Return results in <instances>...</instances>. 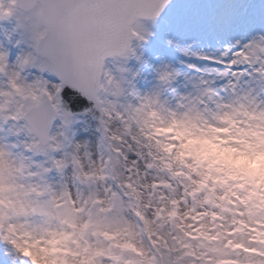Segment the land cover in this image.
I'll return each mask as SVG.
<instances>
[{
	"label": "snow or ice",
	"instance_id": "6c2138e0",
	"mask_svg": "<svg viewBox=\"0 0 264 264\" xmlns=\"http://www.w3.org/2000/svg\"><path fill=\"white\" fill-rule=\"evenodd\" d=\"M0 264H264V0H0Z\"/></svg>",
	"mask_w": 264,
	"mask_h": 264
},
{
	"label": "rangeland",
	"instance_id": "374dc122",
	"mask_svg": "<svg viewBox=\"0 0 264 264\" xmlns=\"http://www.w3.org/2000/svg\"><path fill=\"white\" fill-rule=\"evenodd\" d=\"M106 66L109 67V68H112L113 67V61H112V59L107 62Z\"/></svg>",
	"mask_w": 264,
	"mask_h": 264
}]
</instances>
